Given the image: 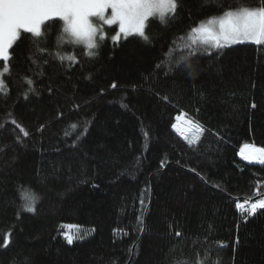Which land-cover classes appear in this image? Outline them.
Wrapping results in <instances>:
<instances>
[{"label":"trees","instance_id":"16d2710c","mask_svg":"<svg viewBox=\"0 0 264 264\" xmlns=\"http://www.w3.org/2000/svg\"><path fill=\"white\" fill-rule=\"evenodd\" d=\"M221 2L178 0L167 24L150 19L149 41L115 42L108 27L95 58L64 45L75 64L54 58L59 22L43 54L17 42L0 95V264H264V209L235 206L264 196V165L240 156L264 148V46L198 52L173 72L162 62L183 58L180 37L200 21L259 6ZM184 113L202 128L185 140L173 127ZM22 188L39 197L35 213ZM67 226L84 238L69 245Z\"/></svg>","mask_w":264,"mask_h":264},{"label":"snow or ice","instance_id":"6c2138e0","mask_svg":"<svg viewBox=\"0 0 264 264\" xmlns=\"http://www.w3.org/2000/svg\"><path fill=\"white\" fill-rule=\"evenodd\" d=\"M216 3L218 7L223 8L221 0H216ZM177 7L178 0H0V62H2L0 65V95L8 94V86L4 77L11 75L9 61L13 58L14 46H18L17 42L22 38H28L36 53L43 54L47 49L41 45L47 43L53 24L59 22V30L56 35L58 50L54 58L61 62L67 60L71 64H75L78 61L74 55L65 56L60 53L59 49L64 45L70 44L74 47L83 45L87 49L86 56L95 58L106 38L105 25H118L119 31L111 37L113 41L128 37H139L144 41H149L145 29L150 18L167 24L170 19L175 17ZM22 34L30 35L22 37ZM180 40L186 41L185 48L179 49L183 53V58L179 60L169 56L162 58V62H167L166 67L169 72L175 71L182 65L190 67L188 61L198 52L211 54L213 50L218 51L233 44L242 43L264 46V0H259L257 7L243 5L234 9L229 7L223 10L220 15L208 17L189 29L185 36L180 37ZM169 52L172 57L175 56L173 49H169ZM156 67L159 69L161 64ZM25 82L29 85L24 93V97L27 99L28 92H34L35 88L32 87L34 82L30 78L25 77ZM116 87V83L111 84V88L115 89ZM164 99L167 100V97ZM252 107L255 108V104ZM76 108L79 106L77 105ZM58 115H62V113ZM183 115L187 116V113ZM179 119L180 117H177V120ZM187 122L197 131H202V128L194 121L188 120ZM10 123L19 127L15 119H11ZM43 127L42 125L41 130ZM71 127L76 129L77 125L73 124ZM173 127L175 128L176 125L174 124ZM21 131L24 137L29 135L27 131L23 129ZM86 134L87 127L85 126L76 133V140ZM144 135L147 137L146 132ZM75 142L74 140L73 143ZM188 142L193 144L196 141L189 140ZM240 154L245 160L264 165V148L245 144ZM138 161L139 157L136 158L137 163ZM20 195L23 201V210L35 213L39 197L32 190L23 188ZM139 203L143 207L145 200L140 199ZM235 206L237 209H245L244 203H237ZM259 209H264V198L251 203L250 207L245 210L249 215H255ZM138 222L142 225V220ZM77 233H79L78 227ZM77 233H64L69 245L84 238L83 235ZM175 235L180 237L181 233L177 231ZM7 244L8 241L5 240L3 246L7 247ZM205 256L207 258V254ZM24 264H28L27 258H25ZM180 264H187V262L181 261ZM198 264H204V261H198ZM209 264H211L210 259Z\"/></svg>","mask_w":264,"mask_h":264},{"label":"rangeland","instance_id":"374dc122","mask_svg":"<svg viewBox=\"0 0 264 264\" xmlns=\"http://www.w3.org/2000/svg\"><path fill=\"white\" fill-rule=\"evenodd\" d=\"M150 19H154V18H150ZM112 26H116L117 27V32L119 31V28H118V25H111V26H109V25H105L104 26V32H105V34H106V29L108 28V27H112ZM117 34V33H116ZM115 34V35H116ZM106 36H107V34H106ZM121 40H124L123 38H121ZM121 40H119V41H115V42H120ZM233 45H237V44H233ZM233 45H231V46H233ZM188 120L185 118V116L184 115H182V116H180V119L179 120H177V123H176V127H175V131L178 133V134H180L181 132H182V130L183 131H186V132H188L189 130H192L193 129V126L192 125H190L188 122H187ZM186 126H188V128L186 127ZM182 129V130H181ZM184 133V132H183ZM241 153V152H240ZM240 156H241V154H240ZM242 157V156H241ZM245 160V159H244ZM253 162H255V161H253ZM255 163H257V162H255ZM256 202V201H255ZM252 203H254V202H252ZM248 207H250V204H248L247 205V207L245 208V209H247ZM73 228H76V227H69V226H67V230H68V232H69V234H73L74 232V229Z\"/></svg>","mask_w":264,"mask_h":264},{"label":"built area","instance_id":"2783aa9c","mask_svg":"<svg viewBox=\"0 0 264 264\" xmlns=\"http://www.w3.org/2000/svg\"><path fill=\"white\" fill-rule=\"evenodd\" d=\"M185 118L187 119V120H189V118L187 117V116H185ZM191 120V119H190ZM187 128H188V126H186ZM189 129V128H188ZM182 130V129H181ZM196 131V129L193 127V129L192 130H189L188 132H186V131H183L182 130V132L179 134L180 135V137L183 139V140H185L186 139V137H188L190 134H192V133H194ZM184 132V133H183Z\"/></svg>","mask_w":264,"mask_h":264},{"label":"water","instance_id":"95a60500","mask_svg":"<svg viewBox=\"0 0 264 264\" xmlns=\"http://www.w3.org/2000/svg\"><path fill=\"white\" fill-rule=\"evenodd\" d=\"M247 163H250V164H253V163H255V162H250V161H248V160H245ZM264 196H261V198H263ZM259 198H257V200H258Z\"/></svg>","mask_w":264,"mask_h":264}]
</instances>
